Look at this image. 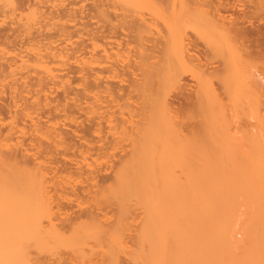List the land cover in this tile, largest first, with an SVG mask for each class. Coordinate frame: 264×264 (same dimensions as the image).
<instances>
[{
	"label": "bare ground",
	"instance_id": "obj_1",
	"mask_svg": "<svg viewBox=\"0 0 264 264\" xmlns=\"http://www.w3.org/2000/svg\"><path fill=\"white\" fill-rule=\"evenodd\" d=\"M0 1L13 11L28 6L25 22H18L24 34L36 30L37 24L50 29L56 25L49 24L54 19L76 26L79 12L86 19H81L82 29L77 23L76 33L94 47L113 38L110 32L120 38L119 30L124 39L116 45L121 48L132 41L150 44H142L131 73L116 61L96 71L102 64L98 58L76 56L81 66L74 69V80L69 79V68L57 75L51 64L69 65L68 51L87 55L86 46L51 47L48 34L38 26L37 35L28 39L31 48L26 46L30 57L14 53L9 60L5 55L11 52L0 53V82L11 80L10 101L5 100L3 109L6 106L16 117L23 111L21 124L27 118L29 130L37 136L36 141L29 138V144L15 138L26 133L18 129L14 116L17 121L6 133L0 128V264H262L264 41L253 40L245 24H253V17L262 20L264 0H237L248 5L247 11L241 9L249 16L244 20L228 14L241 8L236 0H79L85 7L77 13L72 5L78 0L53 2L50 7L44 0ZM118 5L137 15L117 14ZM50 8L55 11L48 13ZM92 13L103 18L104 26L115 19L117 24L92 30L86 22ZM188 28L194 41L187 36ZM69 30L67 23L60 25L55 38H69L75 32ZM103 71L119 79L118 84L109 81L103 86ZM133 71L139 72L137 78L120 85ZM183 73L195 83L197 132L185 133L169 102ZM74 82L82 87L75 89L68 108L50 98L52 105L41 95L47 86L60 85L66 100ZM26 95L33 99L31 106L25 105ZM90 98L93 102L82 107ZM21 100L26 101L22 108ZM69 108L87 110L92 125L86 131L97 141L77 144L64 130L48 125L49 119L40 122L43 109L66 117L74 112ZM241 112L244 129L230 127ZM104 130L108 136H100ZM102 158L110 159L109 168L98 167ZM69 197L75 198L79 210L74 217L61 206Z\"/></svg>",
	"mask_w": 264,
	"mask_h": 264
},
{
	"label": "rangeland",
	"instance_id": "obj_2",
	"mask_svg": "<svg viewBox=\"0 0 264 264\" xmlns=\"http://www.w3.org/2000/svg\"><path fill=\"white\" fill-rule=\"evenodd\" d=\"M31 1V0H30ZM41 1H43V0H41ZM44 1H46V3L48 4V6L50 7V4H52V5H54L53 4V2L54 3H59L60 4V2H61V4L62 3H68L69 1H67V0H44ZM67 1V2H66ZM71 1V0H70ZM77 2V4H73L72 6H73V9L75 8L76 10V13L80 10V6L82 5V7L85 5L84 3L85 2H83V3H79V0L78 1H76ZM75 2V3H76ZM240 3H237V0H236V2H235V4L237 3V4H239L240 5V7L241 8H238V12H237V14H240V15H237V14H233V12L232 11H230V13H228V14H232V17H238V18H240V20H244V19H248V17L249 16H247V17H245V16H243L242 15V10L241 9H243V10H245V11H247V9H246V6H248L247 4H245V2H243V1H239ZM84 4V5H83ZM89 4V3H88ZM87 4V2H86V5H88ZM85 7V6H84ZM28 6L26 5L25 6V8L23 9V10H15V11H13V9L12 8H10V7H8V6H6L2 1H0V53L3 55V53L2 52H11L10 54H7V55H5L6 57H7V59H9L10 60V58L11 57H15L16 55H18L19 57H30V54H31V51H28L31 47H29V44H28V39L29 38H31V37H34L35 36V34L37 33L36 32V30L38 29L37 28V26H38V24L37 25H35V27L34 28H36V30L35 29H32V32L30 33V34H24L25 32H23L21 29H23L22 27H19L18 25L20 24V23H24L25 22V19H26V17L29 15V13H28ZM245 8V9H244ZM51 9H53V8H50L49 9V11H47L48 13L51 11H55V9H53V10H51ZM241 11H240V10ZM76 13L74 12V14L76 15ZM116 13L117 14H120V13H127V15H132L133 14V16H136L137 14L136 13H134V11L133 10H128V9H126V8H124V7H122L121 5H118V10L116 11ZM262 12H259V14H261ZM264 13V12H263ZM80 13L78 12V17L80 16V19L77 17V19H78V22H76L77 21V19H76V21L74 22V23H76V26H71V25H75V24H73V23H69V22H67V21H64V19L62 20V21H64L65 23H63L62 22V24L61 23H59L58 22V20L57 21H55L56 19H54L52 22H50L49 24H54V23H56V25H54V26H50L51 28L50 29H54L53 31L52 30H50V29H48L49 28V26H47V27H41V28H43L42 30H41V28H40V25L38 26L39 28H40V30L41 31H43L42 33L45 35V34H48V36L49 37H47V39H48V42L51 44V47H57V48H59V47H61V48H63V49H66V50H69V49H73V47L74 48H76L77 46L79 47H81V48H83L84 46H86V48H85V50H86V54L87 55H85L84 53L85 52H81V54L79 53V56H78V53H76V54H74L73 55V53L72 52H70V51H68V54H70V55H72L71 56V58L69 57V59H68V62H67V64H69L70 65V67H69V65H67V66H62V64L61 63H59V62H53L52 64H51V67L53 68V70H54V72L57 74V75H65V73H66V69H70L69 71L71 72L70 74H69V79L71 78V79H73L74 80V78L75 79H77V77H78V75H77V73H76V71H74V69L75 70H77V69H79V67L81 66V65H78L77 63H78V61H77V59L78 60H80V59H83V60H88L89 59V57L91 58V57H93V58H98V60H100L101 62H102V64L100 65V67H96V71H98V69H100L101 67H104L106 70H107V68L108 67H110L109 65H110V62H112V61H116V62H118L119 63V65H123V66H126V71L128 72V73H131L132 71L131 70H133L134 68V66H133V64H134V62L135 61H137V60H139V53L142 51V44H145V45H150V44H148V43H146V42H139V41H132V42H130V44H128L127 46H124L123 48H121V47H119V46H117L116 44L118 43V42H121L123 39H124V37H123V32L122 31H118L119 33H120V38H118L117 37V35L118 34H116V33H114V32H110L109 33V36L111 37V35H112V37L113 38H108V39H106V40H100V41H98L96 44H97V46L98 45H100L101 47L100 48H98L97 46L96 47H94L93 46V42H91V41H88V39H86L87 37H83V35L81 34V33H79L78 32V34L76 33V31L79 29V27L81 26V24H82V22L84 23L85 21H83V20H81V19H86V18H81V14L79 15ZM93 14V13H92ZM143 14L145 15V17L146 18H148V13H147V11H144L143 12ZM227 14V15H228ZM113 15V14H112ZM248 15V14H247ZM249 15H251V14H249ZM84 16V15H83ZM241 16V17H240ZM91 17V16H90ZM243 17V18H242ZM245 17V18H244ZM20 19L22 20V21H20ZM66 20H67V18H65ZM15 20V21H14ZM80 20V21H79ZM252 21H254V23L253 24H245V31H247V33L249 32V34H250V36H251V38H253L254 37V35H255V39H253V40H255V41H258V42H260V41H264V17L262 18V20H256L254 17L251 19ZM20 21V23H18ZM82 21V22H81ZM103 18L101 17V16H99L98 14H93V16H92V18L90 19V18H87V20H86V22H88L87 24H88V26H89V28L90 29H94V30H96V29H99L100 27H102V26H104V24H103ZM116 21V22H115ZM251 21V22H252ZM11 22V23H10ZM16 22V23H15ZM58 22V23H57ZM60 22H61V20H60ZM156 22H160V20H158V21H156ZM44 22H42L41 24L42 25H45V23L43 24ZM66 23H67V26H69V29H72L71 31L73 32V31H75V32H73V35H71L69 38H64V37H60V38H55V33L57 32V29L60 27V25L61 26H63V25H66ZM77 23H81L80 25H79V27L77 26ZM58 24H60V25H58ZM86 24V23H85ZM86 24V25H87ZM113 24H117V20L115 19V20H113ZM113 24H111L110 26H108L107 24H105V26L104 27H102L103 29L104 28H106L107 26L108 27H113ZM14 25V26H13ZM58 25V26H57ZM9 26V27H8ZM20 26H21V24H20ZM19 27V28H18ZM56 27H57V29H56ZM72 27V28H71ZM10 28H13L12 30L14 31V29H16L17 28V31L15 32V34H13L12 33V30L10 29ZM45 28H47V29H45ZM78 28V29H77ZM81 29H82V27H80ZM88 28V29H89ZM100 29V30H103V29ZM6 29V30H5ZM20 29V31H18ZM75 29H77V30H75ZM107 29H109V28H107ZM2 30H4L3 32H2ZM8 30V31H7ZM11 30V31H10ZM39 30V31H40ZM46 30V31H45ZM48 30V31H47ZM191 29H187V36H189V38L190 39H193L194 37H195V35H194V33L192 34V32L190 31ZM70 31V30H69ZM70 31V32H71ZM9 34H8V33ZM36 32V33H35ZM49 32V33H48ZM251 32L253 33V34H251ZM4 33L5 34H7V35H12V36H10L9 37V39H7V40H9L8 41V43H7V40L6 39H4L5 37H3L4 36ZM12 33V34H11ZM19 34V36H18V34ZM3 35V36H2ZM23 35H24V37H23ZM37 35V34H36ZM52 36V38H51V36ZM253 35V36H252ZM26 36H28V38H26ZM47 36V35H46ZM57 36V35H56ZM16 37H18L17 38V40L16 39H14V38H16ZM20 37H22V38H20ZM58 37V36H57ZM146 37L149 39V38H151V35L149 34H147L146 35ZM23 38H24V40H23ZM55 38V39H54ZM63 38V39H62ZM257 38H259V40H256ZM25 39H26V41H25ZM62 39V40H61ZM260 39H262V40H260ZM11 40H14L13 41V43H12V41ZM16 40V41H15ZM21 40V41H20ZM195 40V38L192 40V41H194ZM54 41H56V43H54ZM60 41V42H59ZM11 42V43H10ZM21 42H22V44H21ZM25 42L27 43V45L25 44ZM199 42V41H198ZM14 43H16V44H14ZM54 43V44H53ZM19 44V45H18ZM80 44V45H79ZM23 45V46H22ZM61 45V46H60ZM84 45V46H83ZM15 47V49H14V47ZM18 46V47H17ZM29 47V49L27 48V47ZM76 46V47H75ZM20 48V49H19ZM21 48H23L22 49V51H21ZM16 49H17V51H16ZM91 49V50H90ZM93 49V50H92ZM101 49H104V50H106L105 52L106 53H104V52H102L101 51ZM95 50V51H94ZM263 50H264V48H263ZM25 51V52H24ZM29 52V53H27V52ZM18 52V53H17ZM23 52V53H22ZM16 55H15V54ZM25 53L26 54H29V55H27V56H25ZM90 53V54H89ZM0 54V55H1ZM89 54V55H88ZM105 54V55H104ZM1 55V56H2ZM8 55H11L10 57L8 56ZM24 55V56H23ZM91 55V56H90ZM94 55H95V57H94ZM5 56H3V57H5ZM76 56H77V59H76ZM82 56V57H81ZM18 57V58H19ZM84 57V58H83ZM107 57H109V58H107ZM88 58V59H87ZM6 59V60H7ZM12 59V58H11ZM115 59V60H114ZM5 60V59H4ZM3 60V61H4ZM2 61V60H1ZM108 61V62H107ZM123 61V62H122ZM72 62V63H71ZM105 63H107V64H105ZM256 64L258 65L257 67L258 68H261L262 67V65H261V63L257 60V62H256ZM130 66V67H129ZM107 67V68H106ZM129 67V68H128ZM104 68H102V69H104ZM58 69H60V71L61 72H59L58 71ZM73 69V70H72ZM63 70V71H62ZM53 72V73H54ZM107 72V71H106ZM105 71H103L102 73H100V76L101 77H103V78H101V80H100V82H102V85L104 86L105 85V82H109L110 84H112L113 86L117 83L118 84V82H119V79H112V78H109V77H111L110 75H112L111 73H106ZM134 72V74L133 75H131V74H129V76H124V77H122L123 79H125V82H123V83H119L120 85H122L123 87L124 86H127L128 85V83H129V81H131V79L132 78H137V77H135V74H138L139 72L138 71H133ZM54 73V74H55ZM75 73V74H74ZM102 74V75H101ZM32 77V76H31ZM107 77V78H106ZM67 78V77H66ZM70 79V80H71ZM60 81V79H56V81ZM107 80V81H106ZM2 82H0L1 84H0V128H1V131H3V132H7V129H8V126L10 125V123H12V121L14 120V122H16L17 120V124L19 125V128L18 129H22L26 134H24L23 136L20 134V133H17V134H15L14 135V137L15 138H20V139H23V140H25V144H29V138H35V141H36V138H37V136L35 137L34 135H35V133L34 132H31V130H29V126H30V123H29V120H26L25 119V121H22V122H24V123H22L21 124V121H20V116L19 115H21L22 114V112H21V114H18L17 113V117H16V115H15V113H14V115H12V113H8L7 112V109H6V106H5V109H3V107H4V102H5V100L7 101V103L10 101V100H8L9 99V93H10V90H9V88H10V86H9V88L7 87L8 86V84L7 83H10L11 82V80H9V78H7V81H10V82H7L6 83V80H5V82H4V80H1ZM112 81V82H111ZM116 81V82H115ZM104 82V83H103ZM50 84H52L51 82H49V85ZM81 83H78V82H74L70 87H69V89L68 90H70V88L72 89V90H70L69 92H70V95H69V98H67L66 100H64V97H65V95H66V93H64L63 92V88L59 85V86H57V85H54V87L51 85V86H47V88H46V92L45 93H41V95L44 97V95H47L48 96V98H49V101L52 99V100H54V103L55 104H57L58 102H56V101H59V103L61 104V105H64L65 104V108L67 107L68 108V105L69 104H71L72 103V100L70 99V97L72 98V97H75L74 96V92H75V89H76V91L77 92H79V91H81L80 89H81V85H80ZM116 84V85H117ZM81 86V87H80ZM49 88V89H48ZM194 88H195V83H194V80L193 79H191V77H190V74L189 73H183L182 75H181V82L179 83V87H177V88H175V89H172L171 90V92H170V94H169V102L173 105V110L176 112V115H177V119L180 121H182V123H183V125H184V129H185V133H187V132H197L199 129H198V127L200 126V118H199V113H198V109H197V107H196V104H197V100H196V97H195V95H194ZM74 89V90H73ZM9 92V93H8ZM72 92V93H71ZM77 92H75V93H77ZM90 95H93V93H91ZM102 95H104V94H102ZM30 95H26L25 97H26V100L29 102H31L32 100H30V97H29ZM90 97H92V96H90ZM105 97V96H104ZM104 97L102 98V99H104ZM51 98V99H50ZM56 99V100H55ZM91 99V98H90ZM87 100V101H85L86 102V104H83L82 105V107H86V106H88L90 103L89 102H93L92 101V99L91 100ZM51 100V101H52ZM108 100V99H107ZM22 101V102H21ZM20 101V103L18 102V105H23V106H21V108L22 107H24V103L26 102V101H24V100H21ZM24 101V102H23ZM89 101V102H88ZM95 101V100H94ZM28 102H26V104L25 105H29V106H31L32 105V103L33 102H31V105H30V102H29V104H27ZM130 103H133L131 100L129 101ZM104 103H107V101L105 102V101H103L102 102V107H104V106H106V104L104 105ZM119 103H121V104H123L124 103V101H121V102H119ZM52 105H55V104H53V101H52V103H51ZM88 104V105H87ZM114 104V103H113ZM5 105H6V102H5ZM84 105H86V106H84ZM21 108H19V109H16V110H19V112H20V109ZM84 108H83V110H84ZM118 107H116V108H114V109H112V110H116ZM69 109H73V108H69ZM43 110H45V111H43ZM43 110H41V111H43V114L44 115H42V118H41V120H40V122L43 124V123H45V120L47 121L48 119H49V121H47V124L48 125H50V126H53V127H56V129H58V130H64V132H67L68 133V135L70 136H73V140H75L74 142H76L77 144H83V143H85V141L86 142H95V141H97L98 139H97V137L94 135V134H90V133H88L87 134V128L86 127H89V126H91L92 124L91 123H89L88 121H87V119L91 116V115H88V114H86V112H87V110L85 111H82V110H76V109H73L74 110V112L72 113V115H67L66 117H64L63 115H64V113H55V112H50V111H47V109H43ZM72 110V111H73ZM75 110L77 111V112H75ZM104 110H102V111H100V112H103ZM3 112V113H2ZM50 112L51 114H55V115H51V114H48V113ZM42 113V112H41ZM45 114H46V116H45ZM59 114V115H58ZM59 117H58V116ZM62 115V116H61ZM17 119H15L14 117ZM14 119H13V118ZM18 117H19V119H18ZM92 117V116H91ZM128 116L127 115H125V118H127ZM44 118H46V119H44ZM54 118V119H53ZM74 118H76V121L77 122H75V120H74ZM78 118V119H77ZM20 122V123H19ZM28 122V123H27ZM25 123H26V125H25ZM90 124V125H89ZM234 127V129L235 128H238L239 130H242V129H244V127L246 126V121H245V116H244V114L241 112L240 113V118L239 119H235V120H233V121H231L230 122V127ZM102 127H107V124H105V123H103L102 124ZM7 128V129H6ZM86 128V129H85ZM83 129H85V130H83ZM74 131V132H73ZM107 130H104V133H101V135L100 136H108L109 134H107V132H106ZM5 132V133H6ZM86 133L85 135H84V133ZM106 132V133H105ZM76 133V137L74 136V134ZM80 133V134H79ZM32 134H34V135H32ZM78 135V136H77ZM84 135V136H83ZM34 136V137H33ZM83 138H85V139H83ZM88 140V141H87ZM86 144V143H85ZM60 158V157H59ZM110 161V159H108V158H102V159H99L98 160V167L99 168H102V169H104V168H109L110 167V165H111V162H109ZM89 162L91 161V158L88 160ZM108 171H110V169L108 170ZM78 186H80V185H78ZM70 198V201H66V200H63L62 202H61V206H63V208L67 211V213L68 214H70V217H74V216H76V214L79 212V210L77 209V207H76V203L74 202V200H75V198L74 197H69ZM110 209L108 208V209H106L105 211H109ZM78 211V212H77ZM132 235H133V233H132ZM132 241V240H131ZM64 257H67L66 255L64 256ZM97 264H100V263H97Z\"/></svg>",
	"mask_w": 264,
	"mask_h": 264
},
{
	"label": "snow or ice",
	"instance_id": "obj_3",
	"mask_svg": "<svg viewBox=\"0 0 264 264\" xmlns=\"http://www.w3.org/2000/svg\"><path fill=\"white\" fill-rule=\"evenodd\" d=\"M262 264H264V261H262Z\"/></svg>",
	"mask_w": 264,
	"mask_h": 264
}]
</instances>
